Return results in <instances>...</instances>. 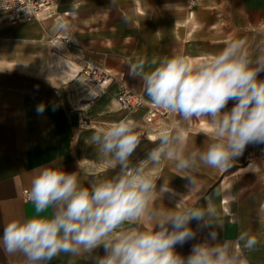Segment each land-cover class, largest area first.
<instances>
[{"label":"crops","instance_id":"crops-1","mask_svg":"<svg viewBox=\"0 0 264 264\" xmlns=\"http://www.w3.org/2000/svg\"><path fill=\"white\" fill-rule=\"evenodd\" d=\"M232 39H245L253 60L264 55V0H199L194 7L186 0H56L45 19L0 27V237L10 221L35 214L22 193H30L39 169L60 166L76 172L85 186L92 182L90 172L98 182L120 172L91 144L100 128L132 120L138 131L156 138L153 143L141 137L131 166L147 159L163 131L173 136L177 154L189 159L188 153L203 151L209 142L205 118L193 117L189 123L170 113L147 124L144 109L128 116L119 110L116 81L94 90L85 85L81 70L101 68L150 102L140 76L130 71L132 63L184 56L196 64ZM145 70H150L148 64ZM234 103L229 101L223 111ZM39 105L44 107L40 114ZM257 146H247L225 171L198 158L185 172L177 170L174 160L148 165L158 194L152 207L171 210L181 203L213 208L203 221L191 222L195 239L177 245L179 254L187 256L193 245L208 243L222 245L233 264H264V157L257 155ZM165 182L170 191L160 193ZM155 223L145 219L124 227L147 230ZM242 233L257 237L254 249L244 248L238 239ZM104 254L103 246L81 255L61 253L47 264H94ZM24 262L22 254L10 256L0 249V264Z\"/></svg>","mask_w":264,"mask_h":264},{"label":"clouds","instance_id":"clouds-1","mask_svg":"<svg viewBox=\"0 0 264 264\" xmlns=\"http://www.w3.org/2000/svg\"><path fill=\"white\" fill-rule=\"evenodd\" d=\"M245 39H232L223 49L200 63L184 56L151 61L138 60L130 71L139 75L150 103L164 113L191 123L193 117L205 118L209 142L206 148L177 154L170 132L159 134V143L146 160L130 165V157L146 137L132 120H120L96 130L90 137L98 153L120 172L102 181L92 177L90 186L81 184L76 172L60 166L39 169L31 181L29 199L35 214L12 220L3 228L0 249L7 255L22 254L24 264H47L61 253L81 255L103 246L104 255L94 264H233L222 245L199 243L183 256L176 246L195 239L190 227L213 212L205 208L184 207L177 203L171 210L152 207L157 197L155 178L148 165L162 159L174 160L179 172L190 169L195 161L225 171L234 166L249 145L264 144V55L255 60ZM145 64L150 70H145ZM229 101H234L229 111ZM44 110L37 107L38 114ZM181 138L177 137L179 142ZM183 143L187 144L186 139ZM55 164V162H53ZM170 191L165 182L159 192ZM155 220L153 228L142 230L127 225ZM264 219V218H262ZM211 235V234H210ZM239 240L252 250L257 237L242 233Z\"/></svg>","mask_w":264,"mask_h":264},{"label":"built area","instance_id":"built-area-1","mask_svg":"<svg viewBox=\"0 0 264 264\" xmlns=\"http://www.w3.org/2000/svg\"><path fill=\"white\" fill-rule=\"evenodd\" d=\"M56 0H0V27H10L25 24L30 21H40L50 16ZM190 7L198 5L199 0H186ZM65 43L66 40L62 39ZM82 79L89 88L100 89L107 83L116 81L117 90L115 101L120 111L127 116L142 109L145 110L144 120L152 124L158 119L166 118L170 113H164L155 108L143 96L127 87L122 78H114L105 70L93 66H86L81 70ZM257 155L264 157V144L255 148ZM23 198L29 199V191L24 190Z\"/></svg>","mask_w":264,"mask_h":264}]
</instances>
